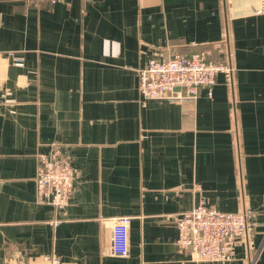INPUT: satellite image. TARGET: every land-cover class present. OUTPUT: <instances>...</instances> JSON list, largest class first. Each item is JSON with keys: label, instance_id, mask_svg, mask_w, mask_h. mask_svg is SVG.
<instances>
[{"label": "crops", "instance_id": "crops-1", "mask_svg": "<svg viewBox=\"0 0 264 264\" xmlns=\"http://www.w3.org/2000/svg\"><path fill=\"white\" fill-rule=\"evenodd\" d=\"M260 3L0 0V264H213L177 243L178 218L201 201L254 210L229 264H264ZM217 46L234 73L212 96L143 104L152 58L213 49L218 60ZM54 145L77 169L63 211L37 196L38 155ZM123 216L127 258L103 252Z\"/></svg>", "mask_w": 264, "mask_h": 264}, {"label": "built area", "instance_id": "built-area-1", "mask_svg": "<svg viewBox=\"0 0 264 264\" xmlns=\"http://www.w3.org/2000/svg\"><path fill=\"white\" fill-rule=\"evenodd\" d=\"M30 1L54 4L65 0ZM255 13L264 14V0H261ZM225 48L218 49L221 56L218 60L210 59L214 54L213 49L193 54L177 53L164 59L152 58L144 69L139 70L143 104L148 100H194L202 88L212 96L217 77L224 74L231 80L234 73L228 61L229 52ZM16 64L23 65V60L17 59ZM76 178L77 169L61 146L54 145L48 153L38 155L36 184L39 202L63 211L70 202ZM131 224L132 218L128 216L114 220L103 247L105 254L129 257ZM256 225V213L250 208L226 213L201 201L178 218L177 243L181 249L192 252L199 263L229 264L234 260L239 241L251 235ZM52 264H61V260L55 258Z\"/></svg>", "mask_w": 264, "mask_h": 264}]
</instances>
